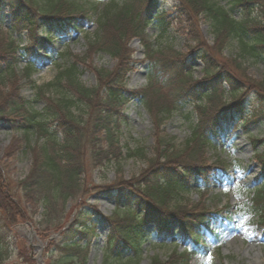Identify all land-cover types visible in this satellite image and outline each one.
<instances>
[{"label": "trees", "instance_id": "trees-1", "mask_svg": "<svg viewBox=\"0 0 264 264\" xmlns=\"http://www.w3.org/2000/svg\"><path fill=\"white\" fill-rule=\"evenodd\" d=\"M176 1L178 5L174 9V17H171L167 12L158 10L160 0H109L106 7L98 12L97 6L85 10L76 0H0V17L5 13L11 17L10 31L27 27L28 30L32 29L33 38L38 29H45L46 33V38L34 39V43L20 50V53H17L18 46L14 48V41L10 40L4 48V54L11 56L7 60L9 67L6 71L13 75L11 72L16 63L24 61L26 65L22 75L34 87L36 97L43 99L46 94L54 97L48 95L49 105L39 111L28 102H19L15 97L16 91L5 92L1 95L4 98L1 107L5 112L0 109V122H8L12 124V129L20 131L24 146L29 151L33 147L30 138L36 135L44 139L43 145L55 146L52 147V153L48 146L40 149L41 155L38 162L35 161L36 166L32 167L27 179L20 182L25 198L33 202L34 207L40 206L42 209V219L38 222L40 230L61 233L59 250L62 256L50 264L86 263L90 238L96 234L92 218L96 210L93 209L92 216L84 208L80 209L71 226L63 229L66 221L65 205L82 190L80 177L85 169L113 165L119 170L126 160H145L146 153L142 147L127 148L124 152L121 146L114 147V144H118L114 136V127L120 122L118 105L128 100L121 88L133 65L122 44L129 30L143 42L145 54L149 57L155 52L162 55L161 47L154 50L153 45L148 43L150 37L145 32L146 28L152 27L160 39L168 38L170 32L178 33L172 26L173 21L183 15L191 23H196L197 19L203 20L213 45L207 47L194 43L185 55L169 61L155 58L154 62L148 63L146 79L149 86L167 84L169 88V80L173 77L188 79L192 76L189 69L192 63L202 65V78L169 93L158 113L165 117L173 112L182 113L187 120L194 114L197 120L191 127L192 139L185 149L176 150L171 140L158 138L154 157L148 160V171L141 172L134 180L119 178L114 183L104 184L96 192L115 203L114 216L102 219L112 224L115 232L107 237L103 264L136 262L142 244L150 242L152 238L151 234L146 233V228L153 226V231L157 233L168 232L175 222L182 227L177 235H185L191 246L182 254L173 251L165 261L153 258L151 264H190L191 256L200 249L201 228L210 225L215 217L207 209L198 206L184 208L178 205V201L190 189L191 181L196 177L200 179L199 191L208 190L210 174L217 170L215 166L193 160L199 147L193 148L192 145L198 142L197 145L209 147L220 124L232 119L233 115L240 119L241 129L247 137L251 134L250 127L264 126V80L256 81L246 75L248 61L264 64V30H258L260 25H251L250 21L252 16L260 18V12H257L260 0ZM90 12L97 16L95 21L98 30L95 37L87 42L88 48H95V53L115 59L117 65L111 72L96 70L98 84L87 88L80 82L81 72L78 70L83 62H79L76 56L51 49L46 57H42L33 50L36 45L49 44L53 34L67 37L76 32L80 18L85 19ZM1 23L0 19V31ZM111 29L116 31L114 35ZM189 35L192 40L197 39L193 33ZM226 50L229 55L223 54ZM217 56L226 58L219 59ZM44 60L57 64L58 71L52 82L38 87L32 76ZM159 74L169 76L168 80L161 81ZM127 93L129 96L135 95L142 106L151 110L153 104L149 103L148 91ZM208 103L213 109L209 115ZM188 107H191L190 111ZM83 113L88 118L85 122L78 117V114ZM149 113L157 128L158 122L153 111ZM55 130L62 136L61 144L56 139ZM98 133L104 135L106 148L98 147ZM250 142L264 169V139L250 138ZM83 145H86V151ZM258 146H263L261 152H258ZM189 148L192 150L191 156L187 153ZM84 156L89 160H83ZM216 164L223 169L226 167L219 162ZM248 193L250 206L244 209L253 213L258 223L264 226V183ZM6 205L0 203V228L4 227L8 231L12 224L26 217V213L17 202L10 204L9 208ZM8 239L7 233L0 232V261ZM81 242L85 245L81 246ZM125 253H129L128 258ZM108 257L114 258L115 262L110 263ZM123 258L129 261L122 263Z\"/></svg>", "mask_w": 264, "mask_h": 264}, {"label": "rangeland", "instance_id": "rangeland-1", "mask_svg": "<svg viewBox=\"0 0 264 264\" xmlns=\"http://www.w3.org/2000/svg\"><path fill=\"white\" fill-rule=\"evenodd\" d=\"M76 1L82 4L85 10H87L88 4H93L92 0ZM108 2V0H98L94 3L98 7L97 12L106 7ZM259 2L261 4L258 3L259 9L257 12H260V18L252 16L250 21L251 25H260L258 30H264V0ZM176 5H178L176 0H160L158 10L167 12L171 17H174ZM83 15L85 16V14ZM85 17V19L80 18L76 32L70 33L68 38L60 39V37L53 35L54 39H52L49 47L40 44L35 52L45 56L53 49L57 53H70L76 56L79 62H83L78 69L81 72L80 82L85 87L91 88L98 84L96 70L101 69L111 72L117 62L108 55L95 53V48H88L87 42L95 37L98 26L95 21L96 14L90 12ZM1 19L0 68L3 71L0 79V109H2L1 106L4 100L1 95L5 92L16 91L15 97L19 102H28L34 109L40 111L49 105L48 95L54 96L46 94L43 99L36 97L34 87L23 78L22 72L26 64L21 60L16 63L13 72H11L13 75H10L6 70L9 67L7 60L11 56L4 54V48L10 40H15V44H18L19 47L30 46L34 43L35 37L46 36L45 30L42 33L37 31L33 38L32 29L28 30L27 27H23L22 30L19 28L16 31L14 28L10 36L9 15H3ZM126 24L123 23V25ZM172 26L178 33L172 31L168 38L164 39L155 37V30L152 27L145 30L150 37L148 43L154 44H152L154 50L161 47L163 50L162 55L155 52L149 57L148 54H145L143 42L140 38L134 36L130 30L127 32L126 40L122 42L133 62V68L121 91L125 94L127 92L148 91L149 103L153 105L151 110L142 106L137 102L135 95L118 105L120 122L117 123V128L114 127V136L117 137L118 144H114V147L116 149L121 146L123 152L127 148L137 149L142 147L146 157L145 160H126L119 170L113 165L106 167L92 166L89 169L86 168L81 175L83 187L74 199L68 200L65 205L66 221L63 229L71 226L75 214L80 209L84 208L83 210L89 211L92 216L93 209L96 210V215L92 217L96 234L90 238L85 264H103L105 262L103 252L107 237L110 236L111 232L115 233L112 224L110 225V223L102 220L114 216L115 203L111 202L105 195L96 192L100 191L104 184L114 183L119 178L126 181L134 180L141 175V172L148 171V160L154 157V149L158 138L166 137V140H171L176 150L185 149L186 144L192 139L190 130L197 120L194 114L192 117L189 116L187 120L182 113L173 112L166 117L159 116L158 113L159 108H162V105L165 104L164 101L169 97V93L182 89L202 78V67L199 63H192L189 68L192 71V76L188 79L173 77L169 80L171 85V88H169L167 84L149 86L146 79L147 65L149 62H154L155 58L169 61L179 55H185L190 47L194 46V43L210 47L213 45V39L203 20L197 19L196 23H191L186 21L183 15H179L178 18L174 19ZM110 32L113 35L116 33L114 29H111ZM192 33L197 38L196 40L191 39L189 34ZM13 46L16 47V45ZM223 54L229 55L227 50ZM57 71V64L46 61L37 67L32 80L36 86L41 87L52 82ZM246 75L256 81L264 80V64L248 61ZM168 77L165 74H159L161 81L168 80ZM128 97L129 95H126V99ZM206 105L208 111H210L207 114L209 115L213 109L210 103ZM187 110L190 111L191 107H188ZM150 111H153V115L157 119V128L154 127L153 116L149 113ZM0 112L2 111L0 110ZM78 117L84 122L88 120L85 113L78 114ZM238 124H240V121L236 117V119L220 126L214 140L215 147H203L197 145L198 142L192 145L193 148L199 147L197 156L193 154V160L196 159L203 165L215 166L217 170L210 174L208 190L199 191L200 182L197 178L192 182L191 190L185 192L181 200L178 201V205L184 206V208L198 206L207 209L214 217L217 216L218 220L203 228L199 240L200 249L198 253L190 258V264H264V226L258 223L256 216L254 217L251 213L246 212L247 209L243 210V206L247 208L250 206L248 192L264 183V169L258 160V154L253 153L249 139H264V126L250 127L251 134L246 137L239 129ZM55 132L56 139L61 144L63 142L62 136L58 130H55ZM97 139L99 142L98 147L106 148L102 133H98ZM30 140L33 143L31 151L24 146V138L20 131L12 129V124L8 122H0V203L6 205L8 202L6 206L9 208L10 204L17 202L26 213V217L19 220L18 223L12 224L8 231L4 230V227L0 228V232L2 234L7 233L9 237L2 251L0 264H39V260L42 264H50L51 261L55 262L62 256V252L59 250L61 233L51 230L42 232L40 230L38 222L42 219V209L40 206L34 207L35 204L25 198L20 186V182L25 181L30 175L32 167L36 166L35 161L38 162L37 160L40 159V149L48 146L49 152L52 153V147L55 146L53 144L43 145L44 139L38 135L30 138ZM83 148L86 151V145H83ZM258 148V152H261L263 146H258ZM191 152L192 150L189 148L187 153L190 156L192 155ZM82 159L89 160L87 156ZM217 162L226 166V168L219 167L216 164ZM180 228H182L181 225L175 222V226L169 232L180 230ZM152 230L153 227H148L146 233L149 235ZM169 236L164 232L156 233L154 231L151 241L142 244L141 253L136 262L132 260L128 264H151L152 259L156 257L161 261H165L170 257L174 248L178 253L183 252L186 247L190 246L189 241L184 237L179 238L177 234L173 238H169ZM174 242H177V244ZM80 245L84 246L85 244L81 242ZM124 255L127 257L129 253ZM127 258H123L122 263L128 262ZM113 259L108 257L110 263L115 262Z\"/></svg>", "mask_w": 264, "mask_h": 264}, {"label": "water", "instance_id": "water-1", "mask_svg": "<svg viewBox=\"0 0 264 264\" xmlns=\"http://www.w3.org/2000/svg\"><path fill=\"white\" fill-rule=\"evenodd\" d=\"M39 264H42V262L39 260Z\"/></svg>", "mask_w": 264, "mask_h": 264}, {"label": "snow or ice", "instance_id": "snow-or-ice-1", "mask_svg": "<svg viewBox=\"0 0 264 264\" xmlns=\"http://www.w3.org/2000/svg\"><path fill=\"white\" fill-rule=\"evenodd\" d=\"M229 183H231V181H229ZM221 186H223V185H221Z\"/></svg>", "mask_w": 264, "mask_h": 264}]
</instances>
